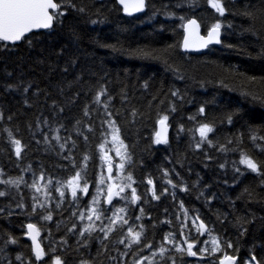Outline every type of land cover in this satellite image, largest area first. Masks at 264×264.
<instances>
[{
	"label": "trees",
	"instance_id": "trees-1",
	"mask_svg": "<svg viewBox=\"0 0 264 264\" xmlns=\"http://www.w3.org/2000/svg\"><path fill=\"white\" fill-rule=\"evenodd\" d=\"M72 3L76 7L65 4L62 23L54 22L53 28L31 32L18 43L0 42V169L4 173L0 179L23 176L31 184L43 172L46 180L53 181L39 193L21 184L18 190L8 189L12 193L9 197L0 198V206H11L14 211L11 217L6 213L0 216V248L4 249L0 264H21L15 259L20 253L27 258L24 264L28 260L35 264L31 242L25 235L28 222L39 230V240L46 252L56 249L44 257V264H51L56 256L66 264H80L82 259L92 264H134L141 256L151 257L162 244L168 252L163 259L157 252L154 264H172L168 257H173L176 264H218L225 253L236 257L234 264H246L253 255L264 264V184L261 176L244 170L242 165L237 166L244 175L237 178L233 165L240 158V149L264 165V152L254 148L249 139L250 127L264 135V0H224V16L208 0H199L196 6L188 0H147L148 7L132 15L126 14L116 0ZM80 8L85 11H78ZM247 12L253 13L255 19L245 15ZM190 18L198 20L202 34L221 23V43L201 51H183L182 25ZM101 19L103 23H92ZM104 45H115L117 51ZM7 84L18 87L6 92ZM101 87L106 89V95L96 104L94 97ZM173 91H178L179 96H172ZM25 100L29 103L25 104ZM201 105L205 106L204 115L198 114ZM85 106L88 116H84ZM173 106L175 112H171ZM231 113L236 114L228 123L226 117ZM164 114L169 115V143L155 144L157 120ZM193 115L196 119L189 120ZM37 118H46L49 124H42L37 130ZM105 121H115L131 156L119 176L120 183L125 184L129 182L123 177L131 173L132 187L141 196L135 205L120 197H114L112 205L105 202L106 182L100 181L106 177V170L100 145L110 149L113 165L121 160L114 152L117 144L112 140V128ZM201 123L214 126V132L209 134L214 145L233 139L228 147L237 150L220 152L206 143L202 149H195L199 141L195 129ZM181 124L192 131L179 132ZM60 125L61 142L71 137L63 151L55 140L51 146L42 143V133L51 136ZM6 129L25 145L21 159L16 158ZM205 153L213 159L206 160ZM85 155L89 157L87 161ZM222 163L226 164L223 169L219 167ZM78 170L84 178L81 186L87 182V194L77 189L78 199L74 200L65 184L61 198L56 189ZM148 179L153 180L158 195L164 193L159 200L152 199L153 185L147 183ZM169 179L177 187L169 185ZM180 186L189 191H181ZM6 187L0 185V189ZM98 189L103 190L98 207L107 211L101 220L93 217L96 230L91 235L80 236L79 230L90 222L81 219L79 213L91 206ZM165 189L168 191L164 192ZM46 192L49 194L45 195ZM34 195L43 207L38 205L36 213L29 215ZM124 195L130 198L131 189L126 188L121 193ZM21 198L25 208H15ZM126 205L122 215L129 225H137V230L140 224L144 225L141 245L130 249L117 243L128 225H115L108 239L100 231L109 224L107 217L113 215L114 208ZM140 208L145 211L137 221ZM184 210L188 212L187 219ZM49 214L51 220L43 219ZM196 216L212 230V236L220 238L223 251L200 255L199 249H210L212 245L209 235H200L192 226ZM238 220L249 223L242 228ZM182 223L188 227L182 230ZM73 224L76 229L69 232ZM243 229L246 233L241 235ZM166 233H173L175 241L184 248L187 238L194 243L193 251L198 255L181 257L172 245L164 242ZM8 234L19 237V243L5 245ZM227 242H231V248ZM149 243L151 249L143 248ZM125 252L127 255L121 256Z\"/></svg>",
	"mask_w": 264,
	"mask_h": 264
},
{
	"label": "snow or ice",
	"instance_id": "snow-or-ice-1",
	"mask_svg": "<svg viewBox=\"0 0 264 264\" xmlns=\"http://www.w3.org/2000/svg\"><path fill=\"white\" fill-rule=\"evenodd\" d=\"M188 2L192 6H196L199 2V0H188ZM118 3L123 6V10L126 14L132 15L135 12H141L145 8L148 7L147 0H118ZM65 4H67L68 7L75 8V4L72 3V0H61V2H56V0H0V42H12L15 43L17 41H21L22 39L25 38L27 33L32 32L33 29H51L54 26V22H61V17H63L66 13L62 9L64 8ZM208 4L215 9L217 13H219L220 16H224L225 12L227 9L224 6V0H208ZM80 12H84V8L78 9ZM99 11V10H98ZM245 15L253 17V13L247 12ZM185 19L184 17H181V20ZM103 19L101 20H93L92 23H103ZM182 27L185 28L186 33H188L185 36L184 40V47L188 48L190 46L189 44V35L191 34L190 30H197L199 28V24L197 23L196 19H190L187 21L186 24L182 25ZM221 29L222 25L221 23L217 22L215 23L211 29L208 32L207 38L204 37H199V39L202 41L199 44L200 48H205L209 44L216 43L219 44L221 43L220 35H221ZM198 35V32H197ZM105 47H112L113 51H117L115 45H104ZM8 45L7 43L4 44V48H7ZM8 75H11L9 73ZM254 79V78H250ZM18 85H13V84H7L4 86L5 91H9L11 89L17 88ZM145 87H147V83H145ZM25 92L28 91V88L24 89ZM106 95V89L101 87L99 91H97L95 97H94V102L96 104H100L101 97ZM172 96L178 97L179 92L178 91H173ZM110 99V97H109ZM258 99V98H257ZM72 101L70 100L69 103ZM25 104H28L29 102L27 100L24 101ZM55 103V102H53ZM105 109L107 110V105L105 104ZM63 111V109H61ZM176 108L173 106L171 107V112H175ZM238 111V110H237ZM89 110L87 106H85L84 109V116H88ZM133 116L136 115L135 110H133ZM198 114L199 115H204L205 114V106L201 105L198 109ZM236 113H231L229 114L226 119L228 123H232L233 116ZM111 113H109V116ZM2 113H0V119H2ZM12 117L10 116L9 119ZM189 120H195L196 116H189ZM169 121V115L164 114L159 117L157 120L158 128L154 132V138H153V143L155 144H168L169 139H168V124ZM105 123L109 124V127L112 128L113 132V142H119V145L121 148L124 149V153L122 154L120 152V149L117 148V154L120 155L121 157V163L118 165L119 169H124L125 167V162H130L131 161V156L127 154V147L124 145V142L122 139H120L119 135V129L115 126V121H105ZM47 126L49 124V121L45 119H40L37 118V130L40 129L41 125ZM76 124L79 125L80 121L77 120ZM63 125H60L59 128H56L52 130L54 132L53 135H49L48 133H42L43 135V141L42 143L51 146V141L55 140L57 144L59 145V148L61 151H63L66 147L68 142L71 140V137L69 136L66 140L61 142V137L59 136V130L62 128ZM5 131H8L7 129ZM78 131V129H77ZM184 131H189L191 132V129H185L184 125L179 126V132H184ZM195 132L198 133L199 135V141H197L194 145L195 149H202L203 144H208L209 147H217V151L220 152H229V151H236L237 149L230 148L228 145H231L234 140L229 139L227 141V144H219L218 146L213 144V141L209 139V134L214 132V126L208 123H201L196 129ZM249 139L252 141L254 148L258 149L260 152H264V143H258V142H264V135H258V130L255 128L249 129ZM82 134V133H81ZM8 136L9 140L13 146V151L17 159L22 158V153L24 151L25 145L22 144L20 139H16L13 137L11 131H8ZM87 139V137H85ZM240 137L237 136L235 138V142H239ZM37 143H41V141H37ZM73 146L75 142L73 141ZM101 149L104 148V145H100ZM65 159H69V157H65ZM89 157L87 155L84 156V161H87ZM205 159L208 161H211L213 157L211 155H208L205 153ZM234 165V171L237 173V178L240 175H244V171H242L241 167L237 165H242L244 166V170L250 171L251 173H256L257 175L261 176V184H264V165L260 164L257 162L248 152H245L243 149H240V158L237 161L233 162ZM219 167L221 169L226 167V164H220ZM29 169H25L27 171ZM109 171H111V168H109ZM3 170L0 169V176H3ZM165 175H168L167 170H165ZM109 180L112 179L111 176L108 177ZM126 181L129 183L125 184H109L108 189H107V194H106V203L112 205L113 204V198L114 197H120L123 200L129 201L130 203L135 205L137 204L138 201L141 200V196L137 195L136 189L132 187V182H133V177L131 173H129L126 177H123ZM46 177L43 172H41L39 177H36L33 179L31 184H27L24 181L23 176L17 177V178H8V179H0V185H5L7 186L4 189H0V198H7L12 193L8 190L9 188L15 187L17 190L19 189V186L21 184H25L26 187L30 189H34L36 193L41 192L42 188L47 189L50 184H52V179L48 178L44 184H41V181H45ZM83 175L80 170H78L75 175L71 178H69L66 182L61 184L60 188H57L56 190L60 192L61 198L64 197V191H62V188L65 186L71 189V195L73 199H78L77 196V189H80L83 193L87 194L88 192V185L87 182H83V186H81V181H83ZM56 183H61L60 181H57ZM101 184L104 183V180L102 179L100 181ZM147 183L149 185H153L151 191V196L153 200H159L164 193H160L159 195L157 194L155 190V186L153 184L152 179H148ZM169 185H171L173 188L177 187V185L173 184L172 180L169 179L167 181ZM129 188L131 189V197L129 198L127 195L121 196V193L125 192V189ZM181 191H189L187 187L180 186ZM103 191L102 189H98L97 195L93 196L92 201H91V206L88 207L85 211L80 212L79 216L81 219L86 218L90 223L84 226L83 229L79 230L80 236H84L85 233H88L91 235L92 232L96 230L94 227L92 221L93 217L95 220H101L103 218L104 211L107 210H102L98 207L100 201H99V194L100 192ZM168 189H165L164 192H167ZM245 192L251 195V193L248 192V189H245ZM49 193H45V195H48ZM204 192H200V196H203ZM212 197H208V200H211ZM34 203L32 205V213H29V215L36 213L37 211V206L39 205L40 207H43V204L40 203L39 199L37 196H33ZM59 207V205H57ZM114 207V206H113ZM181 209L184 208L183 202L180 204ZM15 208L18 209H24L25 204L22 202L17 203L15 205ZM127 205L125 207H120V208H114L113 215L111 217H107L109 224L106 227H101L100 231L103 232V238L108 239L109 238V233H112L114 231V226L117 224L120 225H128L127 227V232L121 236V238L117 241L119 244H123L126 249H130L133 245H141L142 242V237L144 236V225L140 224L138 226L139 230H137V225L132 224L129 225V220L122 215L123 213L126 212ZM144 209L140 208V213L141 215L136 216V220L139 221L141 220L142 216L144 215ZM6 213L7 217H11L14 215V211L11 206L9 207H3L0 206V216H4ZM75 215V213H74ZM184 216L185 219L188 218V212L187 210H184ZM43 219L45 220H51L52 216L51 214L44 216ZM179 219V216L177 217ZM199 222V223H197ZM237 223L241 224V227L243 228L244 223H249V221H240L238 220ZM192 226L195 227L196 231L200 235H209L211 237V248H201L199 249V253L202 256L204 253L212 254L216 252H221L223 251L222 247V241L220 238L216 236H212V230L208 228V226L204 223V221L200 220L199 216H196L192 219ZM27 229L28 231L25 233L31 240H32V245H31V251L32 255L35 260V264H42L43 259L45 256L49 254V252H55V248H50L49 252H46L44 248L41 247L40 243L37 241V236L39 235V230L36 228V225L29 223L27 224ZM188 224L182 223L181 224V229L183 230L184 228H187ZM73 229H76V225L73 224L72 228L68 229L69 232L73 231ZM246 233V229H243L241 232V235H244ZM181 235H183V231H181ZM63 243H67V241H62ZM164 242L167 244H170L173 246L175 251L179 254H181V257L184 255H187L189 257H196L198 255L197 251H193V248L195 247L194 243L188 242V239L185 238L183 241L184 244H187V248H184L182 244L179 242L175 241L174 239V234L173 233H166L164 236ZM19 243V237H14L11 234H8V239L4 241V244H11V245H16ZM205 244H208L209 241H205ZM84 244H87V240L84 241ZM152 245L149 244H144L143 248H148L151 249ZM227 247L231 248L232 244L231 242H227ZM142 250V249H141ZM4 249L0 248V253H3ZM157 252L159 253L160 257L163 259L165 256V253L168 252V249L162 244L159 249L156 251L152 252L151 257H145L141 256L139 257L136 261H134V264H142V261H147V264H154V257L157 255ZM127 255V253H121V256ZM15 259L17 261H21V264H24L25 258L22 253L17 254ZM109 259H115L114 257H109ZM172 261V264H176V260L173 257H168ZM236 260V257L234 256H229L226 253L224 254L223 258L219 260V264H234ZM11 264V262H9ZM28 264H32L31 260H28ZM52 264H66L65 260H62L60 256H56L55 259L52 261ZM80 264H92L91 261L88 260H81ZM246 264H261L260 261H257L256 257L253 255L251 256L249 261H246Z\"/></svg>",
	"mask_w": 264,
	"mask_h": 264
},
{
	"label": "rangeland",
	"instance_id": "rangeland-1",
	"mask_svg": "<svg viewBox=\"0 0 264 264\" xmlns=\"http://www.w3.org/2000/svg\"><path fill=\"white\" fill-rule=\"evenodd\" d=\"M113 140V138H112ZM117 144V147L114 148V152H115V155L118 156L119 158L120 155L117 154V151L116 149L119 148L120 149V152L123 154L124 151H123V148L120 147L119 145V142H115L114 145ZM103 158H104V168L106 170V177L104 178V182H106V192H105V199H106V194H107V189H108V185L109 184H117V185H120V172H121V169L118 168V165L121 163V160H117L115 162V165L112 164L113 162V156L111 154V151L109 148H103ZM109 168H111V171H109ZM111 176L112 179L109 180L108 177ZM103 178H101L102 180ZM52 264V263H51Z\"/></svg>",
	"mask_w": 264,
	"mask_h": 264
},
{
	"label": "water",
	"instance_id": "water-1",
	"mask_svg": "<svg viewBox=\"0 0 264 264\" xmlns=\"http://www.w3.org/2000/svg\"><path fill=\"white\" fill-rule=\"evenodd\" d=\"M117 1V3H118V0H116ZM119 4V3H118ZM122 8H123V6L121 5V4H119ZM135 13H138V12H135ZM190 19H195V18H190ZM190 19H188V20H190ZM187 20V21H188ZM197 20V19H196ZM187 21H185V23L184 24H186L187 23ZM197 23L199 24V28L197 29V30H190L191 31V34L189 35V44H190V46L188 47V48H185L184 47V40H185V36L188 34V33H186V31H185V28L183 27V38H182V41H181V48H182V50L183 51H201V50H204L205 48H200L199 47V44L202 42L200 39H199V37H204V38H207V36H208V32H209V30L211 29V28H209L207 31H206V33L205 34H202V32H201V27H200V23L198 22V20H197ZM40 30H45V29H33L32 30V32H35V31H40ZM197 32H198V35H197ZM31 33V32H30ZM27 34H29V33H27ZM26 34V35H27ZM18 42H20V41H17V42H15V43H18ZM8 43H12V42H8ZM14 44V43H13ZM213 44H216V43H212V44H209V45H213ZM157 128H158V125H157ZM30 222H28V223H26V226H27V224H29ZM33 224V223H32ZM28 231V229H27V227H26V232ZM28 237V236H27ZM28 239L30 240V242H31V245H32V240L28 237ZM37 241L40 243V245H41V247L43 248V246H42V244H41V242H40V240H39V235L37 236ZM235 257V256H234ZM236 261V260H235ZM235 263V262H234ZM43 264V263H42ZM219 264V263H218Z\"/></svg>",
	"mask_w": 264,
	"mask_h": 264
}]
</instances>
